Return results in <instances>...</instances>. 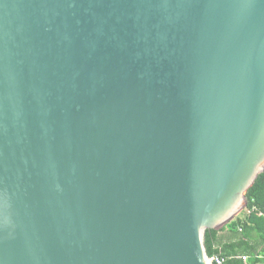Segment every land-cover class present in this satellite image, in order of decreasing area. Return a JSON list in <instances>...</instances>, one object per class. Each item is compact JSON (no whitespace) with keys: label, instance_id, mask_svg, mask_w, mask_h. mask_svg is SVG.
<instances>
[{"label":"water","instance_id":"1","mask_svg":"<svg viewBox=\"0 0 264 264\" xmlns=\"http://www.w3.org/2000/svg\"><path fill=\"white\" fill-rule=\"evenodd\" d=\"M264 175V0H0V264H215Z\"/></svg>","mask_w":264,"mask_h":264},{"label":"trees","instance_id":"2","mask_svg":"<svg viewBox=\"0 0 264 264\" xmlns=\"http://www.w3.org/2000/svg\"><path fill=\"white\" fill-rule=\"evenodd\" d=\"M248 199V209L231 223L219 231H207L210 258L219 259L222 264H264V175Z\"/></svg>","mask_w":264,"mask_h":264},{"label":"built area","instance_id":"3","mask_svg":"<svg viewBox=\"0 0 264 264\" xmlns=\"http://www.w3.org/2000/svg\"><path fill=\"white\" fill-rule=\"evenodd\" d=\"M213 261H214L215 264H222V262L219 259L213 258Z\"/></svg>","mask_w":264,"mask_h":264},{"label":"crops","instance_id":"4","mask_svg":"<svg viewBox=\"0 0 264 264\" xmlns=\"http://www.w3.org/2000/svg\"><path fill=\"white\" fill-rule=\"evenodd\" d=\"M224 237V236H223ZM224 242H225V240H224Z\"/></svg>","mask_w":264,"mask_h":264}]
</instances>
